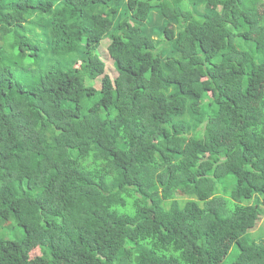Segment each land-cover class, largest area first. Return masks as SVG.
Segmentation results:
<instances>
[{
  "label": "trees",
  "instance_id": "1",
  "mask_svg": "<svg viewBox=\"0 0 264 264\" xmlns=\"http://www.w3.org/2000/svg\"><path fill=\"white\" fill-rule=\"evenodd\" d=\"M263 86L264 0H0V264H264Z\"/></svg>",
  "mask_w": 264,
  "mask_h": 264
},
{
  "label": "rangeland",
  "instance_id": "2",
  "mask_svg": "<svg viewBox=\"0 0 264 264\" xmlns=\"http://www.w3.org/2000/svg\"><path fill=\"white\" fill-rule=\"evenodd\" d=\"M155 39L158 42H161L160 40L162 38H160L159 36H155ZM109 43H110V40L108 38L104 39L99 48V53H100L101 59L105 61V64H106L105 74L109 75L112 79H115L118 76V71L115 69L113 65L114 60L109 54V50H108ZM239 48L243 49V46H240ZM101 79H102V76L99 78V80L95 81L96 82L95 84L97 85V87L101 86ZM262 90H264V86ZM179 193L183 194V191H179L178 194ZM262 208H263V214L261 215L256 228L253 229L251 233L249 234L257 238L264 237V204L262 205ZM9 235L12 236L13 233H10ZM236 252H237L236 242H234V240L230 238V240L228 239L226 243L224 244L223 253L218 255L217 258L221 262L224 260H231L232 257L236 254Z\"/></svg>",
  "mask_w": 264,
  "mask_h": 264
}]
</instances>
